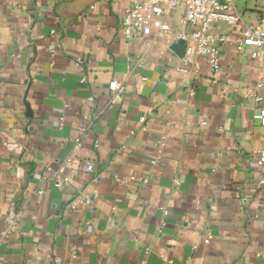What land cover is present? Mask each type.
<instances>
[{"label":"crops","instance_id":"1","mask_svg":"<svg viewBox=\"0 0 264 264\" xmlns=\"http://www.w3.org/2000/svg\"><path fill=\"white\" fill-rule=\"evenodd\" d=\"M129 1L0 0V233L19 214L0 264H264V126L248 94L264 57L219 23L231 41L216 76L204 59L182 72L181 9L170 34L130 39ZM234 1L248 23L260 16V0ZM112 79L128 89L104 110ZM9 141L26 148L24 180Z\"/></svg>","mask_w":264,"mask_h":264},{"label":"built area","instance_id":"2","mask_svg":"<svg viewBox=\"0 0 264 264\" xmlns=\"http://www.w3.org/2000/svg\"><path fill=\"white\" fill-rule=\"evenodd\" d=\"M260 4V16L256 21H253L254 23H248L243 14L237 9L234 0H130L124 9L121 29L124 36L130 39H139L142 36H149L153 33L168 35L171 30L165 24L166 16L170 15V11L181 9V21L185 24V29L175 32V37L184 39L186 47L184 55L180 57L182 65L178 66V70L188 72L193 67L196 70H200V59H204L209 66L210 73L216 76L221 66L219 57L221 45L231 41L229 34L218 33L214 30L219 23H225L232 27L241 26V37L236 44V48L239 51L250 48V56L252 58L264 57V0H260ZM52 34L55 35L56 30H52ZM52 51L54 52L55 49ZM78 61H81V58H78ZM138 66H142V64L139 63ZM81 81L84 82L85 79L82 78ZM107 88L110 92V98L105 108H103L104 110L120 99L127 91L128 86L119 79H112L108 83ZM189 93L193 94L194 88L190 89ZM248 94L255 98L258 104V112L255 117L264 126V81L258 82L253 90L248 91ZM88 99L93 100L94 98L90 96ZM178 101L181 103L185 102L183 99ZM103 109L92 115V121L102 115ZM92 121L75 138L73 152L66 159V167L73 160L75 152L81 149L82 137L92 126ZM63 123L64 117L61 116L59 120L60 126ZM6 148L15 154L17 158L15 166L16 177L18 180H24L26 177L22 161V156L26 151L24 144L19 141H9L6 142ZM257 163L260 166H264V147L258 152ZM65 165L54 173L56 177L55 185L58 187L62 185L63 181L67 180ZM86 170L88 172L95 170L92 161L86 162ZM38 192L43 193L44 190L41 188ZM18 218V213H9L7 217L8 227L0 233V250L2 244L10 238V233L16 226Z\"/></svg>","mask_w":264,"mask_h":264},{"label":"water","instance_id":"3","mask_svg":"<svg viewBox=\"0 0 264 264\" xmlns=\"http://www.w3.org/2000/svg\"><path fill=\"white\" fill-rule=\"evenodd\" d=\"M185 47H186V44H185V40L184 39H179L174 45H173V49L178 53L179 56H183L184 55V51H185ZM27 104V112L28 114L30 113V108H29V105L28 103Z\"/></svg>","mask_w":264,"mask_h":264}]
</instances>
